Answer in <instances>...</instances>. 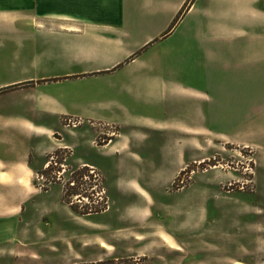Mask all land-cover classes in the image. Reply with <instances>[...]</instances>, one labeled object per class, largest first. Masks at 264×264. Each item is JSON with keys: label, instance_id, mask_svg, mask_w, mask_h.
Masks as SVG:
<instances>
[{"label": "rangeland", "instance_id": "374dc122", "mask_svg": "<svg viewBox=\"0 0 264 264\" xmlns=\"http://www.w3.org/2000/svg\"><path fill=\"white\" fill-rule=\"evenodd\" d=\"M161 49L157 41L137 53L154 67L150 90L159 79L165 87L187 86L188 64L177 72L156 67ZM13 57L2 56L0 83L17 80L8 71ZM110 77L69 86L108 100L124 119L119 126L64 119L52 129L68 148L46 157L41 151L57 142L25 147L0 139V173L8 176L0 181V197L20 209L13 236L0 245V264H264V148L200 128L191 136L182 119L188 97L162 92L160 109L157 98L111 95ZM65 86L51 88L58 97ZM160 112L161 131L148 125ZM157 150L161 156H152ZM28 159L39 170L37 189L19 203L11 169ZM144 185L153 190L152 204L134 190Z\"/></svg>", "mask_w": 264, "mask_h": 264}, {"label": "crops", "instance_id": "0c3cea01", "mask_svg": "<svg viewBox=\"0 0 264 264\" xmlns=\"http://www.w3.org/2000/svg\"><path fill=\"white\" fill-rule=\"evenodd\" d=\"M188 2L0 0V66L2 56L9 53L17 67L8 70L15 71L17 80L0 83V139L23 146L57 142L56 148L41 151L46 157L68 148L52 129L64 119L78 120L80 125L119 126L124 119L108 100L69 86L88 78L98 81L111 72V95L146 96L147 102L157 98L160 109L162 92L164 97L167 93L188 97L189 112L182 119L190 122L191 136H197L200 128L264 148V0H194L173 26ZM157 41L163 49L161 60L154 56L156 67L177 72L188 64L187 86L165 87L159 79L152 81L150 90L154 67L137 53ZM122 66L124 73L113 79ZM54 84L67 85L58 88V97L51 88ZM148 123L161 131V112ZM116 139L96 147L112 146ZM152 156L160 157L161 151ZM11 170L20 185L16 201L25 202L37 189L33 179L39 170L29 159ZM4 180L8 176L1 172L0 181ZM145 186L134 190L152 204L153 190ZM7 203L1 196L0 245L13 236L20 210Z\"/></svg>", "mask_w": 264, "mask_h": 264}, {"label": "trees", "instance_id": "16d2710c", "mask_svg": "<svg viewBox=\"0 0 264 264\" xmlns=\"http://www.w3.org/2000/svg\"><path fill=\"white\" fill-rule=\"evenodd\" d=\"M194 0H189L188 3L185 4V6L181 9V11L179 12V14L177 15V17L175 18L174 22H173V26L175 25V23L184 15V13L186 12L187 10V7L190 3H192ZM87 168V167H86ZM75 213H76V210L72 209ZM102 264H114L113 261H109V262H102ZM116 264V263H115Z\"/></svg>", "mask_w": 264, "mask_h": 264}]
</instances>
